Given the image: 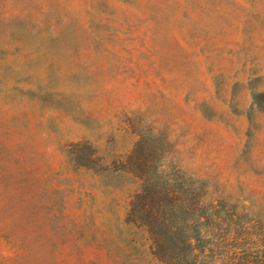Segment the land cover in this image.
<instances>
[{
    "label": "rangeland",
    "instance_id": "obj_1",
    "mask_svg": "<svg viewBox=\"0 0 264 264\" xmlns=\"http://www.w3.org/2000/svg\"><path fill=\"white\" fill-rule=\"evenodd\" d=\"M156 219L264 264V0H0V264H165Z\"/></svg>",
    "mask_w": 264,
    "mask_h": 264
},
{
    "label": "trees",
    "instance_id": "obj_2",
    "mask_svg": "<svg viewBox=\"0 0 264 264\" xmlns=\"http://www.w3.org/2000/svg\"><path fill=\"white\" fill-rule=\"evenodd\" d=\"M140 203L139 207H141V209L145 208L144 203H142L143 206ZM173 206L174 203H170L168 210H174L175 207ZM153 222L154 224L150 223L149 225L153 226L154 229H156V226H158L160 229L159 234L157 235L156 239H154V244L156 246L158 254H160V258L165 262V264H195V260L192 256V251L185 253L182 250L185 246L190 247V245L192 244L191 239H182L181 241H179L180 243H178L179 239L171 235V224H169L168 219H164L163 221H158L156 219ZM242 263L262 264L257 263V261L253 259H245Z\"/></svg>",
    "mask_w": 264,
    "mask_h": 264
}]
</instances>
